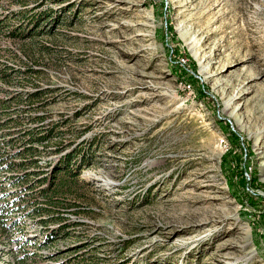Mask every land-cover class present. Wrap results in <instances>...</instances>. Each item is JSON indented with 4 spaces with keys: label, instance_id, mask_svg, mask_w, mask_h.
<instances>
[{
    "label": "rangeland",
    "instance_id": "obj_1",
    "mask_svg": "<svg viewBox=\"0 0 264 264\" xmlns=\"http://www.w3.org/2000/svg\"><path fill=\"white\" fill-rule=\"evenodd\" d=\"M1 69L0 136L45 116L90 209L43 248L0 231V264H264V0H0Z\"/></svg>",
    "mask_w": 264,
    "mask_h": 264
},
{
    "label": "trees",
    "instance_id": "obj_2",
    "mask_svg": "<svg viewBox=\"0 0 264 264\" xmlns=\"http://www.w3.org/2000/svg\"><path fill=\"white\" fill-rule=\"evenodd\" d=\"M43 15L38 16L34 22L32 35L39 33L41 29L39 23L45 17ZM43 31L47 33V30ZM15 35L17 34H12V37H16ZM36 73L37 71L30 68L24 72L26 75ZM18 74L21 72L18 71L13 75L1 69L0 81L9 83ZM45 93L44 90L35 89L28 95V100L34 102ZM5 107L6 103L0 101V108ZM30 121L34 127L23 130L20 136L16 138L6 134L0 136V231L2 233L19 229L21 219H29L40 227L39 235L42 242H38V247L43 248L46 243L65 239L71 235L72 229L79 225L76 219L88 214L90 200L82 193V190L87 189L88 184L80 179L79 165L76 166L74 162L78 153L76 150H68L71 143L63 144L61 141L53 150H48L47 146L52 141V137L54 135L56 137V128L44 127L45 116L31 118ZM8 124L17 126L18 122L10 119L3 125ZM0 129H2L1 124ZM235 142L237 138L232 136V145ZM18 144L20 148L14 151ZM49 153L58 156L59 160L50 168H43L39 165V161ZM1 174L9 175L3 177ZM5 183L10 188H18L19 191L16 193L9 189L6 191ZM246 201L251 208L255 207L251 198H246ZM13 216L20 218L13 219ZM93 249L92 251H95V248ZM83 250H70L73 255L69 259L73 260L66 264L73 262L96 264L98 260L96 256H88V252Z\"/></svg>",
    "mask_w": 264,
    "mask_h": 264
}]
</instances>
